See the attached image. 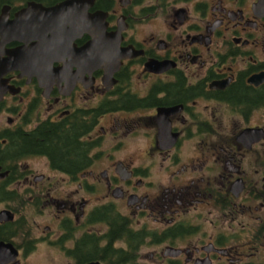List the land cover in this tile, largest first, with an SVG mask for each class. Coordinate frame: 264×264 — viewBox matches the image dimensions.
Returning <instances> with one entry per match:
<instances>
[{"label":"flooded vegetation","instance_id":"flooded-vegetation-1","mask_svg":"<svg viewBox=\"0 0 264 264\" xmlns=\"http://www.w3.org/2000/svg\"><path fill=\"white\" fill-rule=\"evenodd\" d=\"M66 1L0 0V264H264V4Z\"/></svg>","mask_w":264,"mask_h":264},{"label":"water","instance_id":"water-1","mask_svg":"<svg viewBox=\"0 0 264 264\" xmlns=\"http://www.w3.org/2000/svg\"><path fill=\"white\" fill-rule=\"evenodd\" d=\"M259 4H264V0H258ZM71 7V1L63 2L59 5L52 6L48 11L50 12L51 16H57L59 21L63 24H73L78 23L80 27L86 29L87 27L90 28V32L94 34V39L87 42L82 49H80L78 59L82 61H87L93 64H108L107 62L111 59L119 60L122 55L120 49L118 47V43H114L112 40L110 33L106 30L107 22L104 21L105 17H101V21H86L85 17L79 16L75 21L70 19V15L66 14ZM86 10V8L84 9ZM52 25H55L54 21H52ZM97 26L99 29L95 30L94 27ZM92 27V29H91ZM52 56V57H51ZM51 56L46 57V64L49 60V64H53V61L56 59H60L59 56L52 54ZM39 57L36 59L37 64L39 63ZM3 62L5 66H15L18 63L16 57H7L0 60V64ZM78 63V60L74 61ZM4 70L0 71L2 73ZM1 75V74H0Z\"/></svg>","mask_w":264,"mask_h":264},{"label":"trees","instance_id":"trees-1","mask_svg":"<svg viewBox=\"0 0 264 264\" xmlns=\"http://www.w3.org/2000/svg\"><path fill=\"white\" fill-rule=\"evenodd\" d=\"M34 138H36V137L34 136ZM40 138H41L40 141L37 142L39 145H44V146L50 145L52 148H55V150H58L57 148H59L60 146H63L62 144L64 142V138L62 137V134H60V133L59 134H52L50 136L48 134H42L40 136ZM60 156L61 155L58 154V158H60Z\"/></svg>","mask_w":264,"mask_h":264}]
</instances>
